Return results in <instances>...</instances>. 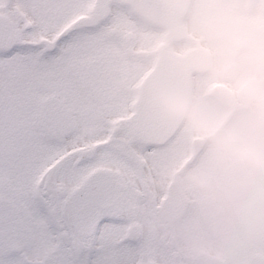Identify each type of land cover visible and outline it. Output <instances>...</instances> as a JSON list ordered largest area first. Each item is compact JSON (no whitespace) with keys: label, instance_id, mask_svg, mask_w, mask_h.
<instances>
[{"label":"snow or ice","instance_id":"1","mask_svg":"<svg viewBox=\"0 0 264 264\" xmlns=\"http://www.w3.org/2000/svg\"><path fill=\"white\" fill-rule=\"evenodd\" d=\"M116 0H0V264H152Z\"/></svg>","mask_w":264,"mask_h":264},{"label":"flooded vegetation","instance_id":"2","mask_svg":"<svg viewBox=\"0 0 264 264\" xmlns=\"http://www.w3.org/2000/svg\"><path fill=\"white\" fill-rule=\"evenodd\" d=\"M119 14L138 28L120 8ZM183 27L221 73L194 76L191 98L238 127L244 142L264 153V102L231 86L240 79L264 87V62L252 54L257 45L264 48V0H191ZM133 34L128 27L120 32L125 41L120 78L131 111L163 44L160 34L151 47L138 49ZM204 41L222 46L209 48ZM196 46L186 45L184 52ZM138 147L149 172L138 221L153 243L152 264H264V168L215 152L186 121L165 146ZM175 155L178 160L169 161ZM193 172L211 177L221 195L196 188L188 179Z\"/></svg>","mask_w":264,"mask_h":264},{"label":"water","instance_id":"3","mask_svg":"<svg viewBox=\"0 0 264 264\" xmlns=\"http://www.w3.org/2000/svg\"><path fill=\"white\" fill-rule=\"evenodd\" d=\"M120 8L142 26L163 32L160 46L150 72L139 86L133 111L139 123L138 143L161 148L178 132L182 119L170 113L161 102L162 93L191 98L193 76H202L210 63L207 51L185 34L183 20L190 0H116ZM196 44L183 55L172 51L173 44ZM125 46V41L123 43ZM141 58L143 52H132ZM143 60V59H142ZM198 153H193L192 160Z\"/></svg>","mask_w":264,"mask_h":264},{"label":"clouds","instance_id":"4","mask_svg":"<svg viewBox=\"0 0 264 264\" xmlns=\"http://www.w3.org/2000/svg\"><path fill=\"white\" fill-rule=\"evenodd\" d=\"M252 54L257 62H264V48L257 45L252 49ZM205 71L212 77L221 75L219 68L212 63L206 66ZM231 86L237 92L264 102V87L240 79L232 80ZM161 102L170 113L186 121L215 152L264 168V153L247 145L240 129L226 118L210 113L199 101L187 96L162 93ZM188 179L206 194L221 195L215 181L203 173L193 172Z\"/></svg>","mask_w":264,"mask_h":264},{"label":"rangeland","instance_id":"5","mask_svg":"<svg viewBox=\"0 0 264 264\" xmlns=\"http://www.w3.org/2000/svg\"><path fill=\"white\" fill-rule=\"evenodd\" d=\"M119 25L120 28L123 29L125 27H128L132 33H134V45L136 48L138 49H144L147 47H151L153 45L154 42H156L159 39V33L157 35L151 34V31L145 29V28H134L132 25H130L128 23V21L125 20L124 15H120L119 14ZM155 36V37H153ZM153 41V42H152ZM203 46H208L209 48L213 49H219L220 46H222L221 44H218L217 42H203L202 43ZM185 46H178L177 48H174L175 51H179V50H183ZM178 160L177 155H175L174 157H170L169 161L171 162H176Z\"/></svg>","mask_w":264,"mask_h":264}]
</instances>
